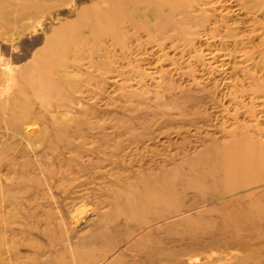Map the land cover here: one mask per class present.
I'll use <instances>...</instances> for the list:
<instances>
[{"label": "rangeland", "instance_id": "rangeland-1", "mask_svg": "<svg viewBox=\"0 0 264 264\" xmlns=\"http://www.w3.org/2000/svg\"><path fill=\"white\" fill-rule=\"evenodd\" d=\"M0 264H264V0H0Z\"/></svg>", "mask_w": 264, "mask_h": 264}, {"label": "bare ground", "instance_id": "bare-ground-1", "mask_svg": "<svg viewBox=\"0 0 264 264\" xmlns=\"http://www.w3.org/2000/svg\"><path fill=\"white\" fill-rule=\"evenodd\" d=\"M119 2V1H118ZM117 2V5L115 4V2L113 1V3H114V5L115 6H117V8L115 9V11L120 15L121 13H119V12H122V8L123 9H125V10H129L130 9V7H129V4H128V2H124V4L122 5L121 3H118ZM119 4V5H118ZM118 15V16H119ZM152 190L151 191H147L146 192V195L148 196V195H151L152 194ZM156 196V195H155Z\"/></svg>", "mask_w": 264, "mask_h": 264}]
</instances>
